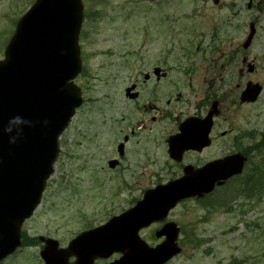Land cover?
Listing matches in <instances>:
<instances>
[{"label":"rangeland","instance_id":"374dc122","mask_svg":"<svg viewBox=\"0 0 264 264\" xmlns=\"http://www.w3.org/2000/svg\"><path fill=\"white\" fill-rule=\"evenodd\" d=\"M33 3L0 0V60L18 20ZM82 4L79 50L84 74L74 83L82 92L83 105L59 138L54 174L39 207L21 228L22 247L0 264H42L39 237L66 249L79 234L132 208L145 191L181 178L182 166L201 167L222 154L242 153L248 140L239 136L247 133L257 143L264 138V0H219L217 5L212 0H82ZM250 25L256 31L244 50ZM142 58L145 63L159 59L166 69H193L185 77L171 74L178 78L171 82L179 84L186 102L209 96L220 103L213 143L206 151L187 155L179 167L166 154L165 137L175 131L169 122L165 127L169 133L158 140L143 138L141 146L139 140L129 144L124 167L111 171L107 163L116 157V140L128 134L129 121L120 118L121 130L111 132V111L118 118L125 107L120 95L114 96L119 87L110 86V78L116 67H141ZM242 59L254 66L253 73H247ZM190 77L199 83L193 81L189 88ZM248 82L260 85L263 92L254 105L241 107L240 93ZM222 133L227 135L221 138ZM251 157L243 174L219 191L223 206L208 205L213 196L183 201L169 213L168 220L180 228L181 253L167 264H264V177L260 198L252 193L248 194L254 197L246 198L243 184L252 167L262 174L264 167L256 150ZM159 229L154 224L140 231L139 238L154 248L164 240L155 238ZM120 257L113 254L94 264H110Z\"/></svg>","mask_w":264,"mask_h":264},{"label":"water","instance_id":"95a60500","mask_svg":"<svg viewBox=\"0 0 264 264\" xmlns=\"http://www.w3.org/2000/svg\"><path fill=\"white\" fill-rule=\"evenodd\" d=\"M82 21L81 0H35L18 21L0 61V261L20 246L21 226L39 205L53 174L58 137L81 106L80 90L73 81L81 70L78 37ZM250 30L245 49L254 35L252 26ZM260 91L258 85L248 84L241 102H255ZM215 107L203 121L188 120L180 135L169 141L172 160L179 161L185 151L208 146ZM15 116L33 121L34 127H25L24 137L9 144L3 128ZM44 120L49 121L47 126ZM243 164V157L234 155L196 171L186 167L182 179L146 192L134 208L79 235L66 250H59L54 240L45 241L40 253L43 264H66L69 256L75 264H93L114 253L122 257L111 264H165L180 253L175 244L178 228L165 225L155 234L165 241L153 249L140 240L139 231L164 219L180 201L199 198L215 184L239 175Z\"/></svg>","mask_w":264,"mask_h":264},{"label":"flooded vegetation","instance_id":"af4514ba","mask_svg":"<svg viewBox=\"0 0 264 264\" xmlns=\"http://www.w3.org/2000/svg\"><path fill=\"white\" fill-rule=\"evenodd\" d=\"M141 60L143 61L141 67H116L112 72V76L110 78V86L112 85L116 88L119 87L117 91L116 89L113 90L114 96L120 95L121 103L125 107V109H123L121 113V116H118V118L117 113L114 110L111 111V122H109L111 132L115 134L117 129L121 130L118 125L120 118L121 120L126 119L129 121L127 129L129 131L128 134H124L121 140L116 137V157L110 159L107 163L109 164V162H113L114 168L111 169V171H121V169L124 167L123 165L126 163L128 157L127 146L134 140H139L140 142H138V144H140V146L143 142V138L158 140V137H163L165 133H169L168 128L165 127L167 126L166 123L170 122L174 125L173 130L175 131L165 137L167 146L168 140L179 133V127L184 121H186L187 119H197L199 121H202L209 114H211L212 107L215 104V110L217 113L211 118L212 122L208 135V146L202 148L200 151H185L179 161H173L169 158L168 147L166 148V154L168 156V159L172 163L177 164L179 167H181L180 165L184 163L183 161L186 160L187 155H194L206 151L211 148V144L213 143L212 134L214 128V120L220 115V103L217 101H211L209 96L202 97L199 100H195L193 104L191 102H186L183 100L184 94L182 93L179 84L176 82H171V80L174 78L178 80V78L172 77L171 74L182 75V77H185L186 75L193 74V69L187 71L185 69L179 70L176 68L166 69L163 67V64H160L162 61H159V59H154V62L146 61V63L144 62V58H142ZM241 63L248 69V62L246 59H242ZM253 72L254 66L251 73ZM247 73H249V70ZM83 74L84 72H81L79 76H82ZM189 79L190 83L188 87L190 88L192 86L194 78L190 77ZM195 83L198 84L199 81H196ZM165 89L169 91L165 93ZM262 92L263 88L261 94ZM110 101L111 104L114 103V100L110 99ZM256 102L257 101H255L254 103H240V106H250L254 105ZM191 109L193 110V113H190ZM226 135V133H222L220 137L222 138ZM251 135L252 133H247L243 136H239L240 138L242 137L243 140H248V145L243 149L242 153H234L244 158V166L249 163L248 160L252 159L251 155L254 153V150H257L258 147V143L254 141V139H251ZM119 141H121L122 143H120ZM249 144L252 145L249 146ZM140 150L141 152L143 151L142 148H140ZM228 156L229 155L227 154H222L217 158L208 159L203 166L222 161ZM203 166H182L181 172L183 174L184 168L186 167H192L193 170L191 171H196ZM232 180L233 179L223 182L221 185H215L211 193L196 200H208L210 199V197L212 198L214 196L215 200H210L207 204H211L216 207L223 206L225 202L221 199V197H219V191L225 188V186L228 185V183ZM168 216L164 221L156 223L157 225H160V229L167 223H175L172 220H168ZM70 260H73L71 264H75V259L73 257L67 259L66 264H70Z\"/></svg>","mask_w":264,"mask_h":264},{"label":"clouds","instance_id":"9594fccd","mask_svg":"<svg viewBox=\"0 0 264 264\" xmlns=\"http://www.w3.org/2000/svg\"><path fill=\"white\" fill-rule=\"evenodd\" d=\"M45 126L48 125L49 121L44 120L42 122ZM34 127V123L31 120H25L20 116H15L7 121V124L3 128V133L8 136L9 144H16L18 140L24 137V128ZM13 133H15L13 135Z\"/></svg>","mask_w":264,"mask_h":264},{"label":"trees","instance_id":"16d2710c","mask_svg":"<svg viewBox=\"0 0 264 264\" xmlns=\"http://www.w3.org/2000/svg\"><path fill=\"white\" fill-rule=\"evenodd\" d=\"M259 145H261V143ZM261 163L263 164L261 166L264 167V158L261 159ZM263 177H264V174L260 172V175H257V176H255L254 174H250V177L245 180V188H246L247 197H251V194H248V193H252L253 195L260 194V192L262 191V187H263L261 185Z\"/></svg>","mask_w":264,"mask_h":264}]
</instances>
